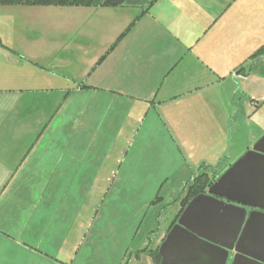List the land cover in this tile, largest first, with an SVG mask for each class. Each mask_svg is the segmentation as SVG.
Listing matches in <instances>:
<instances>
[{
  "label": "crops",
  "instance_id": "crops-1",
  "mask_svg": "<svg viewBox=\"0 0 264 264\" xmlns=\"http://www.w3.org/2000/svg\"><path fill=\"white\" fill-rule=\"evenodd\" d=\"M230 3L149 0L138 15L134 9L139 6L127 4L67 6L71 13L57 21L18 11L27 5H18L13 12L0 9L4 45L0 46V264H69L54 243L66 223V192L61 186L84 175L87 133L92 142L97 140L100 127L92 122L109 97L142 105L144 121L137 135L141 133L148 148L167 151L175 163L161 170L167 177L189 168L197 174L212 169L221 173L253 145L246 141L230 156L224 153L226 138H222L208 143L197 160L190 153L196 146L202 148L205 142L196 138L207 133L202 126L213 119L210 97L197 96V90L218 81L210 78L213 73L201 48L212 49L209 33L214 15L224 14ZM134 16L133 27L124 33ZM145 19H149L145 27L136 28ZM178 25L183 26L182 32ZM36 35L46 39L45 51L34 50L37 41L31 36ZM93 35L101 39L89 50L85 41ZM109 59L106 84L70 75L73 64L79 70H91ZM182 62L187 71L173 77ZM195 64L200 66V76L192 73ZM261 135L257 133L253 140ZM178 150L186 159L178 156ZM179 209L178 203L168 227ZM57 213L60 218L54 223ZM147 244L143 241L137 250Z\"/></svg>",
  "mask_w": 264,
  "mask_h": 264
},
{
  "label": "rangeland",
  "instance_id": "rangeland-1",
  "mask_svg": "<svg viewBox=\"0 0 264 264\" xmlns=\"http://www.w3.org/2000/svg\"><path fill=\"white\" fill-rule=\"evenodd\" d=\"M16 6L0 5V9L13 12ZM18 8L25 13L52 16L54 21L60 20L64 13H71L67 6ZM140 8L134 9L137 15ZM218 14L214 15L215 24L209 33L212 49L201 48L205 51L201 55L213 73L210 78L218 81L196 93L210 97L213 119L202 126L207 133L196 138L205 143L203 149L192 148L190 153L195 160L204 154L208 143L226 138L224 153L229 152L231 156L239 145L240 149L246 141L252 145L256 141L254 136L264 132V0H231L227 11ZM136 16L124 33L133 27ZM145 20L136 28L145 27L149 19ZM177 28L182 32V25ZM31 38L37 41L34 50H46V39L42 40L38 35ZM100 39L101 35H93L86 39L89 43L86 47L92 50ZM222 44L228 47H222ZM109 66L110 59L91 70H79L73 64L70 75L80 81H105L106 84L110 81ZM194 66L197 69H192L193 75L200 76V66ZM183 71H187L184 62L171 75L181 76ZM234 91L237 95L233 96ZM109 98L102 101L100 116L92 122L93 126L100 127L99 139L92 142L91 134L87 133L84 175L63 182L61 186L66 192L63 219L67 224H63L62 235L54 243L59 255L68 257L69 264H154L146 253L137 258V249L143 241L155 245L158 237L166 234L179 197L190 177L197 173L189 168L187 172L180 170L170 177L161 174V170L171 168L175 163L170 162L166 150L148 148V143L140 138L141 133L137 135L144 121L140 111L142 105L119 97ZM186 150H183L185 157L188 155ZM177 152L182 160L186 159L181 150ZM59 218L60 213H57L54 223Z\"/></svg>",
  "mask_w": 264,
  "mask_h": 264
},
{
  "label": "water",
  "instance_id": "water-1",
  "mask_svg": "<svg viewBox=\"0 0 264 264\" xmlns=\"http://www.w3.org/2000/svg\"><path fill=\"white\" fill-rule=\"evenodd\" d=\"M148 2L103 0L104 5ZM244 206L258 210L247 212ZM229 252L230 264H264V133L188 202L158 246L160 264H226Z\"/></svg>",
  "mask_w": 264,
  "mask_h": 264
},
{
  "label": "trees",
  "instance_id": "trees-1",
  "mask_svg": "<svg viewBox=\"0 0 264 264\" xmlns=\"http://www.w3.org/2000/svg\"><path fill=\"white\" fill-rule=\"evenodd\" d=\"M153 0H150V3ZM0 5H27V6H36V5H55V6H84V7H98L103 6V0H0ZM0 46H4L0 37ZM261 49V48H260ZM260 49L256 51L258 54ZM222 173V172H221ZM217 173L215 170L202 171L193 177L185 186L184 193L179 197L180 209L175 216L174 220L167 228L174 224L179 214L182 212L184 207L188 202L195 197L196 195L206 192L209 185L221 174ZM160 244V243H159ZM158 245L152 247L149 244L138 251V253H146L152 257L154 264H160V255L158 253Z\"/></svg>",
  "mask_w": 264,
  "mask_h": 264
},
{
  "label": "flooded vegetation",
  "instance_id": "flooded-vegetation-1",
  "mask_svg": "<svg viewBox=\"0 0 264 264\" xmlns=\"http://www.w3.org/2000/svg\"><path fill=\"white\" fill-rule=\"evenodd\" d=\"M238 205V204H237ZM239 206H241L240 204H239ZM244 208L246 209V211L247 212H251V211H253V210H258V209H256V208H254V207H250V206H244ZM177 220V219H176ZM176 222V221H175ZM174 222V223H175ZM160 243H161V241H160ZM232 252H229V254H228V259H227V262H226V264H230V262H231V259H232Z\"/></svg>",
  "mask_w": 264,
  "mask_h": 264
}]
</instances>
